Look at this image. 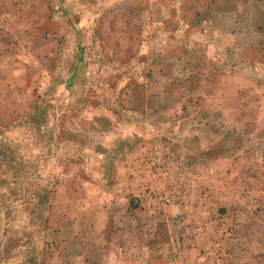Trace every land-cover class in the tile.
I'll return each instance as SVG.
<instances>
[{
    "label": "rangeland",
    "instance_id": "obj_1",
    "mask_svg": "<svg viewBox=\"0 0 264 264\" xmlns=\"http://www.w3.org/2000/svg\"><path fill=\"white\" fill-rule=\"evenodd\" d=\"M0 264H264V0H0Z\"/></svg>",
    "mask_w": 264,
    "mask_h": 264
},
{
    "label": "trees",
    "instance_id": "obj_2",
    "mask_svg": "<svg viewBox=\"0 0 264 264\" xmlns=\"http://www.w3.org/2000/svg\"><path fill=\"white\" fill-rule=\"evenodd\" d=\"M217 9H222V7L221 8L217 7Z\"/></svg>",
    "mask_w": 264,
    "mask_h": 264
}]
</instances>
